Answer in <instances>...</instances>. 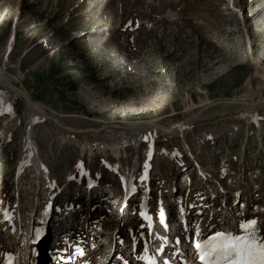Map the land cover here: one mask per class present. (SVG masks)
<instances>
[{"label": "rangeland", "instance_id": "374dc122", "mask_svg": "<svg viewBox=\"0 0 264 264\" xmlns=\"http://www.w3.org/2000/svg\"><path fill=\"white\" fill-rule=\"evenodd\" d=\"M259 61L264 0H0V69L74 129L150 120L170 127L203 101L259 100ZM1 86L15 105L0 117V264L15 251L8 245L14 218L5 220L4 209L23 230L44 213L47 249L59 232L79 234L82 254L71 264H140L149 250L161 264H201L194 247L201 237L239 234L249 219L264 238V104L212 105L181 136L145 134L147 141L121 149L127 135L115 128L68 132L63 141L64 130L42 119L26 132L25 100ZM23 139L38 168L23 164ZM195 162L187 189L178 172ZM61 200L66 211L79 209L64 215ZM164 235L177 239L175 247L165 248ZM39 239L28 263L51 264ZM121 240L138 244L135 256Z\"/></svg>", "mask_w": 264, "mask_h": 264}, {"label": "bare ground", "instance_id": "6f19581e", "mask_svg": "<svg viewBox=\"0 0 264 264\" xmlns=\"http://www.w3.org/2000/svg\"><path fill=\"white\" fill-rule=\"evenodd\" d=\"M13 39H14V37L10 36V40L8 41V44H7V47H6V51H9L10 49H12L13 43H14L13 42ZM226 68H227V66L226 65H223V66L220 67L219 70H221L223 72V70H225ZM0 71H3V72L6 73V71H4V69H0ZM254 76L255 77H259L261 80L264 81V64H263V62H261V61L257 62L256 67H255ZM10 79H11V77H10ZM0 80L3 81L4 85L6 84L5 81L3 80V78L0 77ZM11 80H12V83L15 84V82L13 81V79H11ZM251 82H252V78H248L247 79V85L250 86V83ZM23 91L27 94V92L25 90H23ZM9 93L10 92H6V90L3 88V86L0 87V101L6 107L11 104V97H10ZM15 94H16L17 97H19V94L18 93L15 92ZM28 97L30 98L31 107L28 104H25V108H24V118L26 119V122H27V127L25 128L26 132L27 131L30 132L31 128L36 123L42 121L41 117H39V116L44 115V114L50 115V114H47V112L44 111L37 103L33 102V100L31 99V97L29 95H28ZM259 97H260L259 100H262V99L264 100V93H262ZM13 99H16V98H13ZM232 100L243 101V100H246V99L245 98H240V99H232ZM246 101H248V100H246ZM255 101H257V100H252V101H249V102H255ZM209 103H211V102H209V101H203L202 104L199 106L198 109H201V108L205 107ZM248 108H250V107H248ZM195 111L196 110L192 111L191 113H194ZM191 113H189V114H191ZM200 115H199V117H200ZM51 116H54V114L51 115ZM54 117L58 118L62 123H64L59 117H57V116H54ZM196 118H194V119H196ZM121 125H125V126H128V127H131V126H134L135 127V126H137L136 129H133V130H126V131L119 130V133L126 134L127 135L126 138L123 137L122 138V141L119 142V145H120L121 149L122 148H126V146H128V145H139L140 143L142 144L143 142L147 141V140H143L144 137H145L144 136L145 134H147V137H148V134H151L152 133L154 135L153 137H155V136H157V134L162 133L161 131L148 129L147 127H145V128H138L140 126H145V125H149V126L155 125L157 127H161L160 124H157V122L154 121V120L153 121L150 120V121H130V122H122ZM183 129L184 128H182L176 134H179V135L180 134H183V131H184ZM63 133L65 134L64 136H62L63 141L64 140L66 141V140L70 139L71 136H69L70 133H68V131H64ZM23 140H26V139H23ZM152 143H153V141H152ZM24 151H25V154H24V160H23L24 163L23 164L24 165H28V164L33 163V165L37 166V168H38V165L40 164V162H38V160L33 161L34 160L33 159L34 158L33 149L31 148V146L29 145V143H28L27 140L25 141ZM37 171H38V169H37ZM42 201L41 200H38L37 203H34V201H33V204H37L40 207L41 204H42ZM31 207H33V206H31ZM38 210L39 209L36 208L35 209V212L38 211ZM39 212L37 214V217L39 216ZM45 216L46 215L44 213H42V216L40 218H37L36 222L34 221L32 223H31V219H29V225H28V228L26 230H23L22 227H19L16 224L15 217H17V215L14 217V220H13L14 221V224L11 225V227H10V235L8 237V241H9V244L8 245L14 246L15 251L14 250H11V251H8L7 252V254H10V256H11L14 264H29L28 262H30L32 256L35 255V253H34L30 257L29 254H28V252H29V250L30 251L32 250L31 244H32L33 241H35V237H36L35 230L36 229H40V227L43 224V221L45 219ZM11 219H13V218H11ZM44 223H45V221H44ZM11 224H12V222H11ZM30 224H32V227H31ZM38 226H39V228H38ZM56 234L57 233H55L54 236ZM61 234L62 233L59 234V237L61 236ZM19 235H20V237H18V240H17V236H19ZM21 235H22V237H21ZM202 239H203V237L200 238V240H202ZM47 246H49V243L47 244ZM18 251H19V256L16 255V253ZM197 257H198V254H197ZM43 261L39 260V262H37L35 264H43ZM107 263H109V261ZM2 264H5V261Z\"/></svg>", "mask_w": 264, "mask_h": 264}, {"label": "snow or ice", "instance_id": "6c2138e0", "mask_svg": "<svg viewBox=\"0 0 264 264\" xmlns=\"http://www.w3.org/2000/svg\"><path fill=\"white\" fill-rule=\"evenodd\" d=\"M8 112L11 114L10 106ZM140 179L144 180L145 176ZM3 216L5 220H11L7 209L3 210ZM255 225V219L241 221L239 234L216 232L214 236L197 241L194 247L201 264H264V238L259 236ZM35 235L40 236V229L35 230ZM77 251L82 254V250ZM142 258L145 264H156L152 256ZM5 264H14L10 254H5Z\"/></svg>", "mask_w": 264, "mask_h": 264}, {"label": "water", "instance_id": "95a60500", "mask_svg": "<svg viewBox=\"0 0 264 264\" xmlns=\"http://www.w3.org/2000/svg\"><path fill=\"white\" fill-rule=\"evenodd\" d=\"M0 77L3 78V80L5 81V83L7 84V86L13 90L14 92L18 93L24 100L25 103L28 104L31 107V102H30V98L28 97V95L19 87H17L16 85H14L12 83V80L10 79V77L7 75V73L0 71ZM219 103H237L240 105H244L246 107H253L256 105H262L264 104V100H257L255 102H249V101H236V100H219V101H215V102H211V104L206 105L205 107L199 109L198 111L189 114L188 116H186L182 121H180V123L174 125V126H170V127H157L155 125L149 126V125H145V126H140L138 128H145L147 127L148 129H152V130H157V131H161L163 133H175L177 131H180L185 125H187L190 121H192L194 118L198 117L200 114H202L204 111H206V109H208L210 106L212 105H216ZM41 118L47 119L53 123H55L57 126H59L61 129L69 131V132H82V133H86V132H99L102 131L106 128H115L118 130H133L136 129L137 126H125V125H118V124H103L98 128L95 129H91V130H81V129H73L67 125H64V123H62L60 120H58L56 117H53L51 115H41L39 116Z\"/></svg>", "mask_w": 264, "mask_h": 264}]
</instances>
